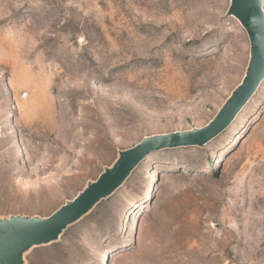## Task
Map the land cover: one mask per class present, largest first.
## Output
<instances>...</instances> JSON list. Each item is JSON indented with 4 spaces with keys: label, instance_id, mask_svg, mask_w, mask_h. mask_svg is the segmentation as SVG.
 <instances>
[{
    "label": "rangeland",
    "instance_id": "1",
    "mask_svg": "<svg viewBox=\"0 0 264 264\" xmlns=\"http://www.w3.org/2000/svg\"><path fill=\"white\" fill-rule=\"evenodd\" d=\"M232 3L0 0V221L45 219L144 139L207 126L251 61ZM21 262L264 264V80L206 145L149 154Z\"/></svg>",
    "mask_w": 264,
    "mask_h": 264
},
{
    "label": "water",
    "instance_id": "2",
    "mask_svg": "<svg viewBox=\"0 0 264 264\" xmlns=\"http://www.w3.org/2000/svg\"><path fill=\"white\" fill-rule=\"evenodd\" d=\"M230 15L238 19L251 41V61L246 76L217 116L205 127L186 132L155 135L123 152L116 165L107 169L89 188L55 211L40 218H12L0 221V258L22 264L21 251L28 246L48 244L80 219L97 203L116 191L149 154L190 146H204L226 130L250 102L264 80V9L262 0H232Z\"/></svg>",
    "mask_w": 264,
    "mask_h": 264
}]
</instances>
